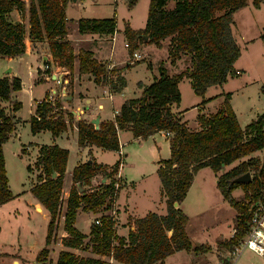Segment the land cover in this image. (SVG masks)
<instances>
[{
    "label": "trees",
    "instance_id": "16d2710c",
    "mask_svg": "<svg viewBox=\"0 0 264 264\" xmlns=\"http://www.w3.org/2000/svg\"><path fill=\"white\" fill-rule=\"evenodd\" d=\"M69 1L28 0L26 3L25 0H0V57L23 55L26 35L31 42L47 40L48 50L58 67L67 68L69 73L75 68L79 74L88 73L95 83H103L113 93H119L125 81L116 68L108 72L104 63L98 62L89 50H80L75 54L70 43L65 40L64 8ZM263 1L253 0V6L257 8ZM136 2L126 0L127 8ZM168 3H172L170 9L166 8ZM245 4V0H149L143 28L133 31L126 26L123 29L125 40L130 44L146 37L145 43L156 47L160 46V41L169 38V64L173 65L180 56H187L190 69L170 77L160 67L157 77L143 87L138 98L123 101L112 120L103 121L97 129L89 120L73 122L80 148L96 146L102 150L115 151L118 148L117 131L122 129L129 130L134 138L151 135L158 130L170 133L169 158L160 160L156 170L166 213H148L134 219L133 229L128 230L124 237L116 234L106 214L99 216V226L94 222L90 225V251L111 258V264H161L175 252L192 250L184 230L187 219L178 205L185 198L196 171L207 167L216 174L222 167L264 150V112L256 114L248 125L241 128L230 105L229 94L223 96V103L217 111L197 115L199 128L195 131L189 130L186 123L170 111V106L179 103L177 83L180 79H188L193 93L201 98V104H205L207 101L203 95L206 89L222 85L233 71L240 47L236 44L231 28L232 14ZM13 10L20 15L21 21L12 19L10 13ZM25 15L27 29L22 21ZM115 30V15L100 19L82 17L77 20L79 34L113 35ZM132 48L136 49L135 45L131 47V52ZM20 89L19 78L0 77V205L13 199L6 178L2 147L15 130L11 112L21 107L19 102H10V96ZM260 91L264 94L262 87ZM4 103L9 104V109L3 106ZM33 106V113L27 121L32 134L49 132L52 138H56L66 131V122L73 121L72 112L64 110L58 98L49 100L46 96L41 101H33ZM20 152L23 153V148ZM67 154V150L56 144L39 145L34 162L26 166L28 173L31 168L37 172L29 194L48 215L45 245H49L59 217ZM251 170L253 176L249 183L230 184L234 177ZM115 171L116 163L109 172H105L93 161L80 162L72 168L63 211L62 229L67 234L61 239L64 248L77 249L86 238L74 226L77 211L93 213L101 208L105 212L108 208ZM98 172L111 180L89 187L91 177ZM216 186L229 207L236 211L232 226L236 234L225 243L230 250L238 238L245 234L248 219L246 209L252 200L258 198L264 187V160L259 163L256 157L250 156L220 174ZM236 188L243 192L239 199L230 196ZM68 250L59 251L56 260L47 264H110L107 260L92 257L78 258ZM47 255L46 249L42 248L36 256V264H45Z\"/></svg>",
    "mask_w": 264,
    "mask_h": 264
},
{
    "label": "rangeland",
    "instance_id": "374dc122",
    "mask_svg": "<svg viewBox=\"0 0 264 264\" xmlns=\"http://www.w3.org/2000/svg\"><path fill=\"white\" fill-rule=\"evenodd\" d=\"M27 1L28 0H26V3ZM84 1L95 2V8L91 13H87L91 14L94 18H109L115 15L116 29L120 31L116 42L114 41L112 45V49H115L114 57L116 61L120 58H124L127 63L131 62L132 64H135V60L137 63H140L138 67L127 74L129 82L125 93L129 98L134 97L135 95L133 92L136 90L134 82L138 79H143L146 73L145 65L147 63H150L151 66L156 69L157 67L158 69L160 67H165V58L169 49V38L164 39L163 44L156 47L153 44L145 43L146 37L143 38V40L137 39V41H134V43L131 42L130 44L125 40L123 48V29L126 26L133 31L143 28L147 18L149 0H137L135 5L131 8H127L126 0ZM245 3L244 7L239 8L232 14L233 23L231 28L233 29L236 44L240 47V55L234 61L233 71H231L225 82L220 86H212L208 89L207 94L205 95L211 96L213 93L219 91L223 92V96L225 94H229L230 104H232L242 128L248 125L256 114L264 112V94L260 91L261 87L264 89V1L260 3L257 8L253 6V0H245ZM171 7L172 3H168L166 6L168 9ZM105 35L110 36L109 34ZM126 42L129 45H127ZM105 45L107 53L110 41L105 42ZM133 45H135L136 49L132 48L131 52L130 49ZM71 48L73 47L71 46ZM73 52L77 54V50L76 52L73 50ZM133 53L140 55V58H138V60L135 59L132 56ZM168 59L170 58L168 57ZM178 59H181L180 62L183 65V71H188L190 69L188 57L180 56ZM1 62L2 61H0V77L4 75V70L1 68ZM55 65L56 63L54 66ZM106 65L105 67L107 70ZM75 66L76 62L74 63V68ZM122 66L123 64H120L117 67L120 68ZM65 69L67 70V68ZM236 69L238 71L237 74L235 73ZM52 71H55L54 67L47 69L44 73L39 72V76L36 80L42 81L44 74L46 79H49V75ZM67 72L68 74H66V77L68 82L63 84V86L66 87V94H69L66 97H61V94L58 91L59 88L56 87V84H53L51 87H54L57 92L52 95L48 90L46 96L47 99L51 96L58 99L61 97V101L64 102L65 105L69 106V109L67 110H77L75 107H80L81 102H79L78 105L73 103V93L70 90L74 85V80H72V78H75L77 71L75 68L72 73H69L68 70ZM180 90L182 104L178 110L201 104V102H199L201 98H197V101L194 104L191 102V88L186 80L180 82ZM220 106L221 105L216 104V101H212L206 107V115L217 111ZM25 112L26 108L23 110V114ZM104 112L105 114H110V110L107 106L105 107ZM196 112V110L190 111L185 118L188 120L191 119ZM74 117L75 116H73V122L78 120ZM43 133L44 135H38L35 138L37 141L33 140L31 138L33 135L29 131V127L25 125V127H21L19 130L18 138H12L8 141V144L5 147H2L6 178L8 180L9 190L13 199L0 205V264H36V256L42 248H45L48 252L45 262V264H47L56 260L59 251L68 250L63 247L61 239L67 237V234L64 233L62 229L63 211L70 185L69 175L72 167H74L73 165H76L79 159L85 160L88 153H91L97 162L112 164L116 160V153L108 150L100 151L95 147H85V149L78 148L77 142L75 141V132L68 134L67 138L62 136L57 139L56 145L68 151V165L63 175L64 180L62 191L60 193L62 200L58 213L59 217L56 220V225L52 231L53 237L51 238L49 245H45L44 239L46 236L45 230L48 222V215H46V213L45 215H41V211L33 209V197L29 194L31 182H33L37 172L34 168H31L30 173L26 171V166L28 164L31 165L34 162L33 160L36 155L37 146L31 144L29 146L25 145L23 147V153L20 152L22 143L28 144L30 141H36L44 145L51 143L50 133ZM168 137L170 138V136ZM250 156L256 157L259 163H261L264 160V150L260 153H252ZM250 156L232 162V164L228 166L222 167V169L216 174L212 173V171L207 167H203L196 173L194 188L190 192V196L179 204L180 210L188 217L185 230H187L188 236L191 238L190 242L192 250L188 252L181 250L177 253L175 252L176 254L172 256L170 255V257L167 256L168 258L166 257L164 260L165 264H216L218 260L220 261V259L225 258L229 252L228 247L223 245L226 241L222 240V242L220 239L217 240V244L219 242L222 243H219V246L216 244V249L213 248L211 242L216 236L219 237L220 234L221 237L230 235L236 212L232 210L227 201L224 200L222 194L216 186V181L220 174L232 169L233 166L237 165L241 161L247 160ZM123 171H125V167L123 168ZM252 172V170L248 172L250 177L253 176ZM101 179L102 177L94 180L91 178L89 181V187L99 185L101 183ZM110 180L111 178H106L104 182H109ZM104 182L102 183L104 184ZM158 187L159 181L157 176H151L145 178L140 183H137L135 191L141 192L142 189L144 190L145 197L148 196L150 199L148 200L150 203L147 202L149 204V209L153 208V211H156L157 213H166L163 202L156 207H154L152 203L154 198L159 197ZM126 190H128V188ZM136 196L138 198L137 194ZM230 196L231 198L239 199L243 196V192L240 188H236ZM145 197L143 196L140 199L138 198V201H136L137 199L134 201L141 203ZM142 211L144 210L142 209ZM230 212H234L235 214L231 216V218L228 217L227 220H223ZM87 213V216L80 213L76 214L77 220L74 225L78 231L86 235V238L83 240L79 248L69 249L68 251H72L78 258L92 257L100 259L101 261L107 260L111 264L113 263L111 258L101 257L90 251V225L92 224L94 218L101 216L104 212L100 208L96 212ZM83 217L85 220H83ZM116 222L115 232L117 231L118 226V216ZM125 229L127 232L133 228ZM116 234L118 235L117 232ZM119 234L123 233L120 232ZM200 244L204 245L201 246ZM221 261L222 264H224V261ZM235 264H264V256H257L255 253L245 250L235 261Z\"/></svg>",
    "mask_w": 264,
    "mask_h": 264
},
{
    "label": "crops",
    "instance_id": "0c3cea01",
    "mask_svg": "<svg viewBox=\"0 0 264 264\" xmlns=\"http://www.w3.org/2000/svg\"><path fill=\"white\" fill-rule=\"evenodd\" d=\"M95 5H96L95 2L93 1L85 2L84 0H75L74 2L71 0L67 2L64 8V14L66 16L65 40H67L70 43V45L73 47L72 49L75 50V52L77 50V53L80 50L91 51L93 53L94 58L98 62L100 63L102 62L104 63V65L107 64L106 66L110 65L112 69L116 68L118 70L119 76L121 75L124 78L125 86L120 90L119 93H113L109 89V87L103 83L102 84L95 83L93 81V77L88 73L79 74L78 72H76L75 78H72V80H74V85L72 89H70L73 93L72 101L73 103L77 105L79 104V102H81V104H80V107H75L77 108V110H69V111H71L72 115L75 116L74 118L78 120L80 119L90 120L91 118L98 117V123L100 124V123H103V121L112 120L114 114L118 112L119 108L121 107V103L123 101L127 99L138 98L141 95V91L143 87L148 86L152 82L153 78L157 77L158 67L157 69L153 68V66H151L150 63H147L145 65L146 73L143 79H138L134 82L136 90L133 93L135 96L131 98L127 97L125 93L126 87L128 86L127 84L129 82L127 78V74L130 71L134 70L136 67H138L140 63H137L136 60H135L136 62L135 64H132L131 62L127 63L124 58L122 59L120 58L118 61H116L114 57L115 49L114 50L112 49V45L114 41L116 42L117 36L119 35L120 31L116 29L115 30L116 32L114 33V35H110V36H107L105 34L99 35V34H90V33L79 34L77 32V20L81 19L82 17L97 19L91 16V14H87V13L92 12V10L95 8ZM10 15L14 21H21L20 15H18V13L15 10H13L10 13ZM22 21L25 25V29H27V15H25ZM122 39H123L122 45L124 48L125 38L122 37ZM107 41H110V46H109V50L106 53L107 49H106L105 42ZM162 44H163V40L160 41V46ZM0 61H2L1 68L2 70H4L3 76H7L8 78L10 77L19 78L20 88H21L19 91L12 92L10 96V102H13V101L19 102L21 107L18 110L11 112V114L13 115L14 123H15L14 124L15 130L13 131L9 139L3 144V147H5L8 144L9 140H11L12 138H18L19 130L21 129V127H25V125L29 127V124H27V121L29 119V116L33 113V109H34L33 101L43 100L46 97L48 90L50 91L52 95L57 92L56 89H54V87H51L53 86V84H56V87L59 88L58 91L60 92L61 97L62 96L66 97L69 94V93L66 94V91H65L66 87L63 86V84L68 82L67 77H66V74H68V72L65 68L58 67L57 65L54 66L55 61L50 51L48 50L47 40H43L41 42H31L27 35L24 40V54L23 55L19 57H10V58L0 57ZM180 61L181 59H178L175 61L174 65H170L169 59H168V53H167V56L165 58V67L163 68L166 70V73L168 76L170 77L175 76V74H178L179 72L183 71L184 68ZM120 64H123V66L120 68L117 67ZM53 67L55 71H52V73H50L49 79H46L45 74H44L42 81L36 80V78L39 76L38 74L39 72L44 73L47 69H50ZM235 71H237V69ZM183 80H186L189 84V80L186 78H182L178 81L177 84H178V91H179V103L176 105L170 106V111L173 115L175 116L178 115L180 120L186 123V127L189 130L195 131L199 128V124L196 120L197 115L206 114L205 113L206 107L212 101H216L217 105H221L223 103V92L219 91V92L213 93L211 96H205L207 94L208 89L211 88L209 87L206 89L203 95V99L207 101L205 104H200L198 106H193L190 108H184L182 110H178V108L182 104L180 82ZM215 86H218V85H215ZM191 93H192L191 102L194 104L196 103L197 98L200 99V97L195 95L192 89H191ZM61 97H59V101L62 103L63 109L64 110L69 109V106L65 105V103L61 101L60 99ZM55 98L51 96L49 97V100H53ZM230 105L232 107V104ZM3 106L9 109L8 103H4ZM106 106L109 108L110 114H107V113L105 114L104 110ZM25 108H26V112L23 114V110ZM192 110L193 111L196 110L197 112L194 114V116L191 119L188 120L187 118H185V116ZM235 116L239 123V119L237 118L236 113H235ZM66 123H67L66 131L59 134V136H57L56 138H52L50 135L51 143H49L48 145H52L54 143L56 144L57 139L61 138L62 136H65L67 138L68 134L70 133L72 134V132H75V141H76L77 130L73 124V121L70 122L72 123L73 127L71 126L69 122H66ZM32 135L33 136H31V138L33 140H36L35 138L38 135H44V133L39 132V133L32 134ZM117 140L122 145L124 165L120 171L121 187L116 194L117 195L116 208H117V214H118V226H117L116 232L118 233V235L124 237L127 233L125 228L132 229V221L134 219L142 218V216H145L148 213H156L157 215L165 214L161 212L157 213L156 211H153V208L149 209L148 203L150 202H148V200L150 199L148 198V196L145 197L144 190L142 189L141 192L135 191V190H136L137 183H140L145 178L156 176V170L159 167L160 160L169 158L168 156H169L170 139L168 136L165 135V131L163 130H158V132H155L151 135H147L144 137L134 138L132 137V134L129 130L122 129L121 131H117ZM36 141L34 142L30 141L28 142V144L22 143L21 148H23L25 145L29 146L30 144L34 146L44 145ZM92 147H95L100 151L105 150V149L102 150L96 146H90L88 148H92ZM80 149H85V148H80ZM108 151H111V150H108ZM111 152H114V151H111ZM260 152L261 151H259L258 153ZM88 159H92L91 161H93L97 165H100L104 169L105 172H109L116 163V160L112 164H108L106 162L104 163L97 162L91 153H88V156L85 157V160L79 159L77 163L86 162L88 161ZM67 165H68V162L66 163L65 169H67ZM124 167H125V171H123ZM201 169L202 168L198 169L196 173ZM100 176L102 177V172H98L91 178H93L94 180L96 178H101ZM69 178H70V175H69ZM195 178H196V174L191 182L190 187L185 193L186 194L185 198L182 201H184L190 196L191 194L190 192L194 188ZM104 180H106V177H102L100 184H103L102 182ZM69 182L71 184V178ZM127 188L128 190H126ZM136 194L138 195L139 199L143 196L145 197L141 203L134 201L135 199H137L136 201H138ZM158 194H159V197L154 198L153 202L151 201L154 207L159 206L160 203L162 202L164 203V199L161 194L160 181H159V187H158ZM32 203H33L32 205L34 206L33 207L34 210H36L35 206L39 205L41 215H45V211L43 207L36 201L34 197H33ZM142 209L144 211H142ZM78 213L84 216L88 215V213L86 214L81 211H77L76 214ZM234 214H235L234 212L228 213L224 217L223 220H227L228 217L231 218V216H233ZM186 219H187L186 220V224H187V221H188L187 216H186ZM76 220H75V223H76ZM83 220H85L84 217H83ZM185 226H184V230H185ZM120 232L123 234H119ZM186 233H187V230H186ZM188 238L189 240L191 239L190 236H188ZM229 238H230V235L226 237H221V234H220L219 237L216 236L214 238V240L211 242V245L213 246V248L216 249L217 240L220 239L221 241L225 240L227 242ZM222 242H219V243H222ZM219 243L217 244V246H219ZM200 245L203 246L204 244H200ZM223 245L225 246V244ZM164 260L162 261L161 264H165ZM221 260L224 261V264H235V261H236L234 260V262H229L225 260V258L220 259V261ZM220 261L218 260L216 264H222V261L221 262Z\"/></svg>",
    "mask_w": 264,
    "mask_h": 264
},
{
    "label": "built area",
    "instance_id": "2783aa9c",
    "mask_svg": "<svg viewBox=\"0 0 264 264\" xmlns=\"http://www.w3.org/2000/svg\"><path fill=\"white\" fill-rule=\"evenodd\" d=\"M132 56L138 60L140 55L133 53ZM112 68L107 66L109 72ZM236 74L238 71L235 72ZM109 77V73L107 74ZM115 115V114H114ZM166 136H170L169 132H165ZM116 153V171L112 175L113 177V190L109 199V206L103 213L108 215L111 219L112 228L116 227L117 220V208H116V197L117 192L120 189L121 177L120 171L124 165L122 145L118 142V148L114 151ZM248 219L246 223V232L243 237L238 238L237 243L234 244L225 257V260L234 262L243 251L247 250L251 253H255L257 256H264V187L260 190V195L256 200H252L247 207ZM99 217L94 218L93 222L99 226ZM133 228V226H132ZM236 234V229L232 228L230 237Z\"/></svg>",
    "mask_w": 264,
    "mask_h": 264
},
{
    "label": "water",
    "instance_id": "95a60500",
    "mask_svg": "<svg viewBox=\"0 0 264 264\" xmlns=\"http://www.w3.org/2000/svg\"><path fill=\"white\" fill-rule=\"evenodd\" d=\"M72 1L74 2L75 0H72ZM89 122L93 124V126H94L95 129L98 128V126H99V123H98V117L91 118V119L89 120ZM87 162L90 163V162H91V159H88ZM52 176H54V174H53ZM250 180H251L250 174H249L248 172H245V173H243V174H241V175H238V176L234 177V178L230 181V184H233V183H242V184H243V183H249ZM103 182H104V181H103ZM173 206L176 207L177 204L174 203Z\"/></svg>",
    "mask_w": 264,
    "mask_h": 264
},
{
    "label": "bare ground",
    "instance_id": "6f19581e",
    "mask_svg": "<svg viewBox=\"0 0 264 264\" xmlns=\"http://www.w3.org/2000/svg\"><path fill=\"white\" fill-rule=\"evenodd\" d=\"M36 209L40 211V207L39 206H36Z\"/></svg>",
    "mask_w": 264,
    "mask_h": 264
}]
</instances>
